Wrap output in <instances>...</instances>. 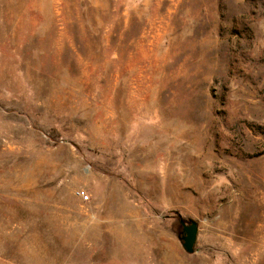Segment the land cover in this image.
I'll return each instance as SVG.
<instances>
[{
    "label": "rangeland",
    "instance_id": "374dc122",
    "mask_svg": "<svg viewBox=\"0 0 264 264\" xmlns=\"http://www.w3.org/2000/svg\"><path fill=\"white\" fill-rule=\"evenodd\" d=\"M0 264H264V0H0Z\"/></svg>",
    "mask_w": 264,
    "mask_h": 264
},
{
    "label": "water",
    "instance_id": "95a60500",
    "mask_svg": "<svg viewBox=\"0 0 264 264\" xmlns=\"http://www.w3.org/2000/svg\"><path fill=\"white\" fill-rule=\"evenodd\" d=\"M180 234L179 238L187 253H194L195 246L198 240L199 224L196 220L185 219L178 214Z\"/></svg>",
    "mask_w": 264,
    "mask_h": 264
},
{
    "label": "built area",
    "instance_id": "2783aa9c",
    "mask_svg": "<svg viewBox=\"0 0 264 264\" xmlns=\"http://www.w3.org/2000/svg\"><path fill=\"white\" fill-rule=\"evenodd\" d=\"M80 194L83 195V197L85 198V200H88L89 199V196L87 194H85L84 191H82Z\"/></svg>",
    "mask_w": 264,
    "mask_h": 264
}]
</instances>
